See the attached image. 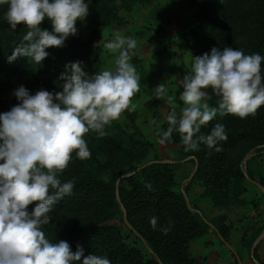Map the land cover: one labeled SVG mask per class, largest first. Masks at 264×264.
<instances>
[{"label": "clouds", "instance_id": "clouds-1", "mask_svg": "<svg viewBox=\"0 0 264 264\" xmlns=\"http://www.w3.org/2000/svg\"><path fill=\"white\" fill-rule=\"evenodd\" d=\"M9 4L4 19L15 30L23 24L27 29L21 43L14 48L9 62L26 56L39 64L47 56L45 49L62 47L69 35H75V23L88 13L85 0H0ZM48 19L53 32L40 25ZM118 54L111 68L89 76L77 61L66 65L60 77L62 91L55 95L40 90L35 95L20 86L14 95L19 104L0 113V264H74L83 250L73 252L69 243L51 242L41 230L50 222L53 205L70 195L75 180L61 182L60 173L68 167L72 154L80 160L91 157L84 139L89 132L97 138L108 133L106 127L120 119L125 111L136 110L132 98L140 90V75L130 63L138 42L116 32L103 45ZM264 56L245 55L241 50L213 48L211 53L192 58L190 72L179 81L183 91L179 100L183 107H173L166 116L167 129L159 133V143L178 133L185 151L199 150V144L216 152L217 145L227 141L225 127L217 123L207 135H199L201 127L217 114H230L241 119L255 115L264 105ZM211 89L216 106H210ZM157 99H164L166 88L154 89ZM175 96H167L172 105ZM194 137H196L194 139ZM151 189V185H146ZM35 204L29 212L28 206ZM158 218L152 217L155 229ZM167 235L169 227H162ZM82 264H110L104 256L89 255Z\"/></svg>", "mask_w": 264, "mask_h": 264}, {"label": "trees", "instance_id": "trees-1", "mask_svg": "<svg viewBox=\"0 0 264 264\" xmlns=\"http://www.w3.org/2000/svg\"><path fill=\"white\" fill-rule=\"evenodd\" d=\"M85 3L88 4L86 17L96 27L120 21V7L115 0H85ZM122 3L127 5L128 0H123ZM8 8L9 4H0V61L3 64L33 61L30 57L19 56L9 62L12 51L21 43L27 29L19 24L13 30L2 19V13ZM198 16V26L188 33V44L197 52V56L210 54L214 47L222 51L238 38L245 40V55L258 53L264 56V0H224L221 4L206 0ZM40 27L53 32L52 24L47 18ZM45 51L48 56L39 64L49 75L60 78L66 71V65L77 61L81 62L83 70L89 76L98 71L101 49L96 46L93 38L83 41L76 35L65 39L62 47H50ZM261 68L264 76V62ZM206 91L212 97L209 105L216 106L217 98L212 90ZM217 123L225 127L227 134V141L217 145L223 149L220 152L208 149L202 143L197 151H185L178 133L172 136V141L180 145L184 157H194L199 161L196 179L211 190L231 188L232 197L224 196L222 199L225 207L242 205L240 196L246 191L244 182L247 179L241 168L227 164V160L230 152L237 147L262 152L264 105L255 115L244 119L230 114H217L212 121L201 127L197 137L209 134ZM167 127L165 120L164 128ZM84 139L91 157L80 160L75 153L72 154V159L64 170L63 182L74 179L75 186L70 195L53 205L49 215L63 212H88L91 215L75 226L52 232L44 231L46 237L53 243L68 242L73 252L82 249L81 260L74 264H82L83 258L89 255L104 256L110 260V264H159L158 260L170 261L172 264H201L191 257L190 244L211 227L200 214L189 210L185 199L174 191L176 181L170 164L146 165L136 175L124 179L118 188L128 222L151 251L147 258L139 249L126 242L123 233L124 228H127L124 213L116 198V183L122 173L112 170L117 156L132 157L137 142L126 136H112L109 133L103 138H97L92 132L86 134ZM110 171L114 173L111 180L105 178ZM249 176L255 180L251 172ZM259 183L264 187V176ZM148 184L151 189L146 186ZM34 207L35 204L29 205L27 210L31 212ZM193 208L198 210L196 206ZM152 217L158 218L155 229L150 224ZM209 222L220 233V238L226 241L228 230L223 225L224 218L217 217ZM162 227L170 228L167 235L161 231ZM254 260H258V257ZM258 262L264 264L263 261Z\"/></svg>", "mask_w": 264, "mask_h": 264}, {"label": "rangeland", "instance_id": "rangeland-1", "mask_svg": "<svg viewBox=\"0 0 264 264\" xmlns=\"http://www.w3.org/2000/svg\"><path fill=\"white\" fill-rule=\"evenodd\" d=\"M115 1L120 7V21L96 27L87 17L78 19L75 23L76 34L69 35L66 39L76 35L83 41L93 38L96 46L101 49L98 71L114 65L118 54H111L103 47L106 41L113 38L114 33L131 36L138 42L136 54L130 60L140 75V90L131 101L136 105V110L125 111L120 119L106 127L112 136H126L137 142L132 157L117 156L113 161L112 170L122 173L117 183L120 185L128 178L126 175H136L145 165L170 161L176 181V194L184 198L185 193L192 208H198H193L194 213H200L204 219L211 221L217 217L224 218L223 225L228 230L226 242L238 254L242 264L264 262V239L255 249L253 257L251 254L255 240L264 231V193L250 181L252 179L249 176L251 172L255 177L252 181L260 184L259 180L264 176V149L258 152L257 149L237 147L230 152L227 164H234L241 170L248 157L244 168L250 180L246 177L244 182L246 191L240 196L243 204L225 207L222 199L224 196L232 197L231 188L211 190L195 178L196 166L198 170L200 167L196 158L184 157L180 145L174 143L172 138L164 144L159 143V133L167 129L164 128L166 116L173 107L177 113L183 107V102L179 100L183 91L179 81L190 72L192 58L197 57V52L188 44V33L198 26V14L206 0H128L127 5L122 3L123 0ZM223 1L214 0L216 4ZM7 11L2 13V19ZM244 43V39H234L229 47L243 52ZM63 83L60 78L44 72V68L34 61L8 64L0 61V113L8 112L20 103L14 95L20 86H24L30 95H35L40 90L55 95L62 91ZM160 84H164L166 88L164 99L155 97L154 89ZM167 96L176 97L172 105L167 103ZM175 134L177 133L174 132L173 136ZM192 174L194 177L189 180ZM58 175L63 182L64 172ZM113 177V171L105 176L109 180ZM90 215L88 212L50 214V222L42 225L41 230L52 232L75 226L87 220ZM123 233L129 245L139 249L145 257H150L151 251L142 238L128 228H124ZM231 249L220 238V233L211 228L202 237L191 242L190 255L201 264H238ZM256 257L258 260H254ZM161 262L172 264L170 261Z\"/></svg>", "mask_w": 264, "mask_h": 264}, {"label": "water", "instance_id": "water-1", "mask_svg": "<svg viewBox=\"0 0 264 264\" xmlns=\"http://www.w3.org/2000/svg\"><path fill=\"white\" fill-rule=\"evenodd\" d=\"M247 160H248V157L247 158H245V160H244V162H243V167H242V171H243V173H244V175L247 177V179L248 180H250L249 178H248V176H247V173H246V168H244V165L246 164V162H247ZM158 163H162V164H169L170 163V161H161V162H158ZM150 164H152V163H150ZM149 165V164H148ZM146 166V165H145ZM145 166H143L142 168H144ZM141 168V169H142ZM197 170H198V166H196V170H195V172H197ZM195 174V173H194ZM194 174H192L191 175V177L189 178V180H191L193 177H194ZM130 175H133V174H130ZM130 175H126L125 177H129ZM252 183H254V184H256L257 186H259L260 188H261V190H262V192L264 193V187H262L260 184H258V183H256V182H254V181H252V180H250ZM118 186H119V182L117 183V185H116V198H117V201H118V203L120 204V206H121V209H122V211H123V213H124V223H125V226L129 229V230H131L133 233H135L136 234V231L134 230V228L130 225V223L128 222V219H127V214H126V211H125V209H124V207L122 206V204H121V199H120V195H119V192H118ZM184 198H185V201H186V204H187V207H188V209L189 210H191V211H193V208H192V206H191V202H190V200H189V198H188V196L184 193ZM200 214V213H199ZM201 215V214H200ZM203 220L206 222V224H208L211 228H214V226L208 221V220H206V219H204L203 218ZM139 236V235H138ZM140 237V236H139ZM141 238V237H140ZM264 239V231L260 234V236L255 240V242H254V244H253V246H252V251H251V254H252V257L254 256V251H255V249L257 248V246L262 242V240ZM224 242H225V244L231 249V246L224 240V239H222ZM232 250V249H231ZM232 252L234 253V255L236 256V259H237V261H238V264H242V262H241V260H240V257L238 256V254L236 253V252H234V250H232ZM159 262V264H162V262L161 261H158Z\"/></svg>", "mask_w": 264, "mask_h": 264}]
</instances>
